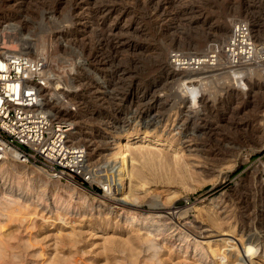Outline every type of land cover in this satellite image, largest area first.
Segmentation results:
<instances>
[{
    "label": "rangeland",
    "instance_id": "374dc122",
    "mask_svg": "<svg viewBox=\"0 0 264 264\" xmlns=\"http://www.w3.org/2000/svg\"><path fill=\"white\" fill-rule=\"evenodd\" d=\"M25 1L20 8L21 0H0V40L47 56L56 79L45 108L64 109L59 119H73L91 168L104 174L100 162L114 150L119 126L159 136L150 145L162 161L134 203L106 195L95 180L65 178L57 185L31 164L26 167L35 172L0 174V197L12 200L0 213L6 254L0 264H216L212 256L200 258L193 245L220 244L235 220L257 216L264 222V82L253 76L250 91L240 93L228 69H201L188 83H206L201 102L191 108L180 103L187 96L179 83L194 77H182L167 58L173 48L202 53L211 41L224 42L237 18L249 20L254 36L264 39V0ZM10 24L17 28H6ZM151 95L167 100L144 117L139 111L153 104ZM77 112L83 116L71 117ZM55 195L66 202L56 204ZM125 210L140 221H128ZM140 216L164 225L150 236ZM180 230L190 233L188 242ZM147 237L154 249L147 250ZM240 259L232 256L229 264Z\"/></svg>",
    "mask_w": 264,
    "mask_h": 264
},
{
    "label": "built area",
    "instance_id": "2783aa9c",
    "mask_svg": "<svg viewBox=\"0 0 264 264\" xmlns=\"http://www.w3.org/2000/svg\"><path fill=\"white\" fill-rule=\"evenodd\" d=\"M220 55L233 79H242L244 65L255 58L264 60V39L254 36L249 20L237 18L226 40L211 41L207 53L173 48L167 58L174 69L198 70L204 65L216 67ZM50 67L45 54L0 51V159L14 150L21 162L53 178L75 182L80 178L83 183L89 180L83 165L84 146L71 145L69 121L51 119L45 109L44 93L56 79Z\"/></svg>",
    "mask_w": 264,
    "mask_h": 264
},
{
    "label": "bare ground",
    "instance_id": "6f19581e",
    "mask_svg": "<svg viewBox=\"0 0 264 264\" xmlns=\"http://www.w3.org/2000/svg\"><path fill=\"white\" fill-rule=\"evenodd\" d=\"M25 3H26L25 0L23 2L21 0L19 7L20 8L24 7ZM14 21L18 23V21H20V20H18V21L14 20ZM231 22L233 23L234 20L232 19L230 21V23ZM6 28L16 29L17 26L10 24V26L9 27L7 26ZM20 32L21 31L17 30L13 34L15 36H17V35L21 34ZM1 35L2 34L0 33V37H1ZM1 42L2 41L0 40V51L24 53L23 51L26 50V49H23L22 43L20 44L21 48L16 49V48H13V46L10 42L9 43H4V42L1 43ZM35 48H37V46H35ZM3 49H6V50H3ZM37 50H38V48H37ZM209 50H210V44L200 54L203 55V54L207 53ZM35 51H36V49H35ZM39 51H41V50H39ZM219 66H221V67H219ZM225 66H226L225 61L223 60L222 55H220L218 57V63L216 64V67H217V69L221 68V70H225V69H227V68H225ZM209 68L214 69V67H209L208 65H204L198 70L174 69V68H172L174 71H181L180 74H182V77H188V76L194 77V78L189 77V78L182 79L181 82L179 83V85L182 87L181 90H183V92L187 96V99L186 98L180 99V103H182V102L186 103V101H187L190 103L191 108L199 105V103L201 102L200 99H201L202 93H203L202 89H204L203 87L206 83L204 82L203 84H200L199 86H194L192 84H191L192 86H190V85H188V83L190 81H192V83H193L194 79H197V78H195V76H198L199 74L203 73L202 70L209 69ZM199 70H201V71H199ZM260 72H262V73H260ZM244 74H245L244 78H242V79H235V80L233 79L235 84H236V88L238 89V91L240 93H248L250 91L251 82H252V79L254 78L253 76H255L259 79H262V81L264 82V60L261 58H255V60H253L252 62L244 65ZM204 77H199V79L200 80L205 79L206 77L205 78ZM54 82H55V80H54ZM54 82L51 84H54ZM50 86H52V85H50ZM49 89H50V87L47 90H49ZM51 89H52V91L54 90V92H56L57 87L56 88L51 87ZM55 94H57V93H55ZM46 97H47V93L45 92L44 96H43V101ZM175 97H176V95H175ZM164 99L167 100L166 98H164ZM164 99H161L159 97L156 98L155 96L151 95L148 100L153 101V104H150V105L145 104V106H143V109L141 111H139V113L141 115H143L144 117H147L149 115V113H151V111L155 109V107L157 108V105H158L157 102L163 101ZM168 101H170V100H168ZM141 102H143V101H141ZM63 106H64V104H63ZM66 106L69 107V108L67 107L68 110L70 109L71 111H73L70 108L69 104ZM45 109L47 110L51 119H55L56 121H65L62 118L59 119V116H58V114H60L61 111H64V109H62V110L56 109L57 111L56 110L53 111L50 108H45ZM152 112H154V111H152ZM76 114L80 115L79 112H77V113L72 114L71 117L74 118ZM263 115H264V107L261 111V120H260L261 126H262V133H263V139H262L263 141H262V144L260 145L261 148L264 147V124H263L264 116ZM80 116H83V113ZM69 119L66 121H69ZM156 123H157V120H156ZM69 124H71V127H70V131L68 132V135H67V141L71 145H81V146L84 145L83 144L84 142L82 143V141L80 140V132L76 130L75 122H73V119H72V121H69ZM122 127L123 126L118 127V128H121L120 129L121 135H118V137L116 138L118 140L115 141L116 145L114 147V150L109 153V157H107V155H103V160L100 162L105 167V171H104L103 175H99V172H101V171L97 172L96 170H94V168H91V165L89 164V162H87L89 158H88V151L86 148H84L85 149V157H84V164L83 165H84L85 173L89 172L90 181L91 180L92 181H94V180L98 181L101 184V186L103 187V190H105L106 195H109L110 197L119 196V198L117 199L119 201H123V202L129 201L131 203H134L137 199L136 193H138L139 190H142V189H144V191H146L145 187H147V185L150 184L149 177L152 178V176L153 177L155 176V173H154L155 164L161 163L160 161H162V158L160 157L159 150L155 149L153 147V145H150V144H154V143L159 142L160 137L159 136L158 137L150 136V135H148V133H145L143 135H138L137 132H135V133L130 132L129 128H126V127L122 128ZM115 128H117V127H115ZM176 130H177V128H176ZM146 132H148V131H146ZM120 138H122V139H120ZM132 138L138 139L139 144L138 145L130 144L129 142L131 141ZM106 140H107L106 138L102 137V139L99 141L105 142ZM144 144H146V145H144ZM252 150L254 151V150H258V149L255 148ZM17 158H18L17 154L14 150H8L6 152L5 157L0 159V174H2V175L7 174L8 171H10V170H13L15 173H17L19 175H25L26 172H28V171L31 173L36 171V169H34V168L33 169L27 168L26 167L27 163H23ZM89 165H90V169L88 168ZM37 171H39L38 168H37ZM43 173H45V172H43ZM46 176H47V178H48V176L50 177L49 174L45 173V177ZM58 179L59 178H52L51 180L53 182H55V184H57L59 182ZM41 184L43 185V182ZM57 185H59V184H57ZM71 191H72L71 196L74 195L78 201L83 202V203L89 202V199H88L89 197L86 196L85 194H83L82 192L79 193V192L74 191V190H71ZM7 197H9V196L4 195V196L0 197V213H1V211L7 210V204L12 202V200L8 199ZM14 200H17V199H14ZM53 201L56 204L58 202H62V203L66 202L65 200L61 199L59 196H56V195L54 196ZM154 205H157V204L154 203ZM132 211H128V210L126 211L127 220L128 221H135V220L140 221L139 216ZM249 217L245 218V220L241 219L238 221L235 220L233 223L229 222L227 224V230L225 232V235H228V237L223 238L221 240L220 244L207 242L206 246H203V245H200V243H198V242L195 243V245H193L195 252L198 253L200 258H207L210 256H212L213 258H217L216 261L213 262L216 264H218V263L229 264L230 263L229 259L232 256H235L236 257L235 261H237L239 259V255H241V257H243L245 259L243 261H242V259H240L241 264H261V262L264 264V229L262 227L264 222L261 220L256 221L257 216H254L251 218H249ZM141 219L142 220L140 223L144 224L147 227L150 236L152 235L153 237L155 234H152V231L153 230L154 231H160L161 226L164 225V224L160 223L159 219L155 220L151 216L150 217H141ZM150 227H151V229H150ZM222 231H224V230L221 229L220 232H222ZM189 234L184 232V231H181V230L178 232V235L180 237H182L183 241H186V242H188V240L190 238ZM143 241L147 245V250H151V249H154L156 247L153 239H151V238H148V237L144 238ZM5 255L6 254L3 253L1 248H0V258L4 257ZM255 258H257L258 260H255ZM235 261H233L232 263L235 264Z\"/></svg>",
    "mask_w": 264,
    "mask_h": 264
}]
</instances>
